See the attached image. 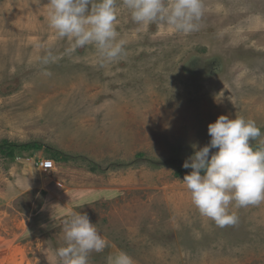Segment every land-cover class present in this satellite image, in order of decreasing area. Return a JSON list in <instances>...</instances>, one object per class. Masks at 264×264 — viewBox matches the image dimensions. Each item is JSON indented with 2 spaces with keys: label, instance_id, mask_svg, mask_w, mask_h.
<instances>
[{
  "label": "rangeland",
  "instance_id": "1",
  "mask_svg": "<svg viewBox=\"0 0 264 264\" xmlns=\"http://www.w3.org/2000/svg\"><path fill=\"white\" fill-rule=\"evenodd\" d=\"M47 7L0 0V144L42 145L0 155V264H58L73 211L108 242L89 264L119 252L134 264H264V202L232 208L237 223L219 228L181 170L220 114L254 120L251 143L264 145V0H203L187 35L137 25L118 3L125 54L103 66L94 46L67 53Z\"/></svg>",
  "mask_w": 264,
  "mask_h": 264
},
{
  "label": "clouds",
  "instance_id": "2",
  "mask_svg": "<svg viewBox=\"0 0 264 264\" xmlns=\"http://www.w3.org/2000/svg\"><path fill=\"white\" fill-rule=\"evenodd\" d=\"M118 3L137 25L166 26L169 32L191 34L200 28L203 0H47V21L59 39H67V53L94 46L98 63L118 61L125 54V42L118 39ZM55 58H41L47 65ZM45 75H51L45 71ZM209 143L197 147L182 163L190 169L182 182L193 206L217 227L235 225L238 216L232 208L255 206L264 202V145L254 148L261 137L256 122L243 116L220 114L207 126ZM215 149L216 151H212ZM63 246L56 250L58 264H89L92 252L100 253L107 240L86 213L73 211L63 225ZM111 264H134L119 252Z\"/></svg>",
  "mask_w": 264,
  "mask_h": 264
},
{
  "label": "trees",
  "instance_id": "3",
  "mask_svg": "<svg viewBox=\"0 0 264 264\" xmlns=\"http://www.w3.org/2000/svg\"><path fill=\"white\" fill-rule=\"evenodd\" d=\"M252 146L254 148L259 147L256 145ZM42 145L40 143L37 142H33V143H23V144H14L12 142H8V141H3V146L2 144H0V155L2 153H6L7 155H9L10 157L14 155L15 149L21 150L23 152L25 151H29V150H38L41 149ZM47 151L51 154L56 156V158L58 160H61L64 158V153L56 150V149H52V148H48ZM185 168H181V170H184Z\"/></svg>",
  "mask_w": 264,
  "mask_h": 264
},
{
  "label": "built area",
  "instance_id": "4",
  "mask_svg": "<svg viewBox=\"0 0 264 264\" xmlns=\"http://www.w3.org/2000/svg\"><path fill=\"white\" fill-rule=\"evenodd\" d=\"M40 166L44 169H50L54 166V161L52 159L46 158L41 161Z\"/></svg>",
  "mask_w": 264,
  "mask_h": 264
}]
</instances>
